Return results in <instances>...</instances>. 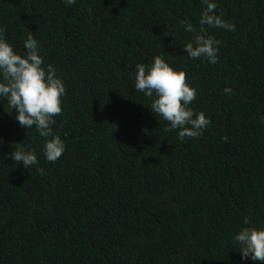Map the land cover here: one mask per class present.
I'll return each instance as SVG.
<instances>
[{"label":"trees","instance_id":"trees-1","mask_svg":"<svg viewBox=\"0 0 264 264\" xmlns=\"http://www.w3.org/2000/svg\"><path fill=\"white\" fill-rule=\"evenodd\" d=\"M215 2L235 30L205 26L212 65L183 49L201 0H0L15 51L32 35L66 85L55 162L0 101V264H264L234 240L264 227V0ZM157 55L197 91L190 107L211 121L198 138L179 141L134 87ZM18 147L37 165L16 164Z\"/></svg>","mask_w":264,"mask_h":264},{"label":"clouds","instance_id":"clouds-1","mask_svg":"<svg viewBox=\"0 0 264 264\" xmlns=\"http://www.w3.org/2000/svg\"><path fill=\"white\" fill-rule=\"evenodd\" d=\"M66 6L76 0H62ZM204 5L200 13V30L197 32L193 24L182 21L184 31L194 33V42L183 46L189 58L203 57L209 64L218 61L221 42L207 35V27L222 28L234 31L235 25L226 22L216 15L215 0H201ZM6 29L0 27V101L7 102L10 109L15 110V119L22 128H35L40 137L45 138L42 148L45 159L57 161L66 150V144L54 133V117L62 113V97L66 94V85L58 70L50 63H45L42 45L28 35L24 41V53L15 51L14 46L5 37ZM135 89L151 99L150 110L169 124V130H178V139L198 138L211 123L204 112H195L191 103L196 99L197 91L186 82V72L176 70L162 55H157L148 64H137ZM231 95L230 88H224ZM3 143V138H0ZM16 164L29 169L37 165L35 150L18 147L10 154ZM43 174V169L38 168ZM244 224H248L245 220ZM240 245L241 261L264 262V227H243L234 235Z\"/></svg>","mask_w":264,"mask_h":264}]
</instances>
